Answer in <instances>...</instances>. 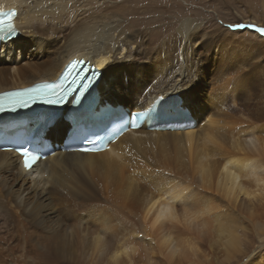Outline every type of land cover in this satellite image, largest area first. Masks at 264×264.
Wrapping results in <instances>:
<instances>
[{
    "label": "bare ground",
    "instance_id": "obj_1",
    "mask_svg": "<svg viewBox=\"0 0 264 264\" xmlns=\"http://www.w3.org/2000/svg\"><path fill=\"white\" fill-rule=\"evenodd\" d=\"M72 1L0 0V9H16L18 28L0 51V91L55 79L70 59L84 58L101 69L107 100L143 110L179 92L201 120L187 130L132 129L109 149L59 151L30 170L0 150V264H84L87 255L94 264H208L211 249L231 263L243 259L226 216L247 215L249 241L264 240V23H237L246 32L191 17L167 29L143 20L71 26ZM212 210L215 233L191 236ZM140 232L164 258L142 256Z\"/></svg>",
    "mask_w": 264,
    "mask_h": 264
},
{
    "label": "rangeland",
    "instance_id": "obj_2",
    "mask_svg": "<svg viewBox=\"0 0 264 264\" xmlns=\"http://www.w3.org/2000/svg\"><path fill=\"white\" fill-rule=\"evenodd\" d=\"M75 0L70 4V9H72L71 14L73 15V21L71 22V26L74 23H111L110 25H120L123 24L126 27L127 23H141L143 20L145 23H156L152 26L157 27V23H165L162 25V29H167L170 27V23H179L176 19L181 17H191L195 19L197 22L203 23H214L220 28L228 29L231 31L240 30V32H246L248 27L237 26V23H255L259 25H263L264 23V0H140L142 1V5L149 6L151 9L148 10V13L144 12V6L141 8L135 9L134 7L142 6L138 4L139 0ZM129 1V2H128ZM137 1V2H136ZM79 2V3H78ZM83 2V3H82ZM77 3V4H76ZM83 4V5H82ZM101 4V5H100ZM83 6V7H82ZM160 6H169V9H165ZM119 9V10H118ZM166 10V13H165ZM70 14V15H71ZM166 14V15H165ZM157 19V20H156ZM241 19V20H240ZM139 20V21H138ZM65 23L56 22L57 27H61ZM69 25V24H67ZM75 27H72V31ZM177 28V27H176ZM127 29V28H126ZM161 29V30H162ZM178 28L176 29V31ZM126 34L132 33L130 30H126ZM130 31V32H129ZM176 31L174 33L168 34L167 40L176 39ZM170 33V32H169ZM22 35V29H20V34L17 38L19 39ZM178 36V35H177ZM165 37V36H164ZM14 39V40H15ZM166 52V51H165ZM164 51L161 52V56L164 57ZM7 55V54H6ZM6 58V57H4ZM14 59L17 63H24L26 61L24 56H16ZM1 60V58H0ZM7 60L12 62L10 57H7ZM3 62V58L1 63ZM176 62V60H174ZM101 91V90H100ZM126 91V92H125ZM124 91V95H128L130 90L127 88ZM103 97L110 98L106 93L100 92ZM175 93V92H173ZM169 94V96L177 95L179 98H183V95L180 94ZM136 97V96H135ZM184 99V98H183ZM185 100V99H184ZM136 98L132 96V102H135ZM140 102V100L138 101ZM141 105V104H140ZM139 105V106H140ZM207 121L209 116L206 117ZM201 120V117H200ZM200 122V121H199ZM197 127V126H196ZM195 127V128H196ZM202 127V126H201ZM195 187H197L195 185ZM210 194H215V192L210 191ZM225 210V207H222ZM215 210H212L209 213V216L201 215L198 217V224L196 227V232L190 233L191 236L200 235L203 239H206L210 234L215 233L214 223L212 222V218L215 216ZM226 218L233 219L232 224L236 226L237 232L242 237L241 242L243 243V247H245L243 259L239 260L234 259L236 263H231L230 261L225 260L223 256V252L219 249H211V255L209 260L212 263L208 264H263L264 263V240L255 239L252 240L249 237L253 233V224L249 219H247V215L239 213V216L235 218L227 211ZM209 218V219H208ZM117 217H111L109 219V223L116 224L120 222ZM208 219V220H207ZM128 225L130 224V217L125 219ZM229 222V221H228ZM231 222V220H230ZM229 222V223H230ZM109 224V225H111ZM113 224V225H114ZM142 232L137 233V236L140 237V240L136 243V246L141 252L144 258L152 256H160V258H164V255L158 254L155 250L153 240L152 242L146 237L142 238ZM248 236V239L247 237ZM249 241L251 244L247 242ZM261 241V243H260ZM204 244V242L202 243ZM154 248V249H153ZM222 253V254H221ZM91 255H87L86 263L84 264H94L89 262ZM144 262L143 259H141ZM141 263V262H138Z\"/></svg>",
    "mask_w": 264,
    "mask_h": 264
},
{
    "label": "snow or ice",
    "instance_id": "obj_3",
    "mask_svg": "<svg viewBox=\"0 0 264 264\" xmlns=\"http://www.w3.org/2000/svg\"><path fill=\"white\" fill-rule=\"evenodd\" d=\"M15 16H16V13L14 11H11V12L0 11V33L4 34L3 37H0V39H6L8 37L14 38L17 35V28L15 24L12 22ZM257 31L264 34V28L257 29ZM71 67L74 68L75 65L73 64ZM72 83H75V80H73ZM61 88H62L61 84L44 83V84L38 85L36 88L26 89L25 92H37L41 90H47V91H51L53 94H58L57 90ZM64 91L66 92L67 89H65ZM11 95L20 96V95H23V93L16 92V93H12ZM63 99L64 97L60 96V100L62 101ZM49 102H57V101H49ZM0 110H3L2 106H0ZM24 155L27 157V153H24ZM30 166H31L30 163L26 159L25 167L27 168Z\"/></svg>",
    "mask_w": 264,
    "mask_h": 264
},
{
    "label": "water",
    "instance_id": "obj_4",
    "mask_svg": "<svg viewBox=\"0 0 264 264\" xmlns=\"http://www.w3.org/2000/svg\"><path fill=\"white\" fill-rule=\"evenodd\" d=\"M99 68V67H98ZM100 69V68H99Z\"/></svg>",
    "mask_w": 264,
    "mask_h": 264
}]
</instances>
